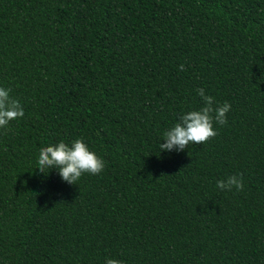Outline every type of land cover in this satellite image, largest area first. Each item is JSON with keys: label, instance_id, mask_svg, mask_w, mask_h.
<instances>
[{"label": "trees", "instance_id": "obj_1", "mask_svg": "<svg viewBox=\"0 0 264 264\" xmlns=\"http://www.w3.org/2000/svg\"><path fill=\"white\" fill-rule=\"evenodd\" d=\"M0 87V264H264V0H0ZM200 88L227 124L160 152ZM81 138L100 174L39 171Z\"/></svg>", "mask_w": 264, "mask_h": 264}, {"label": "clouds", "instance_id": "obj_2", "mask_svg": "<svg viewBox=\"0 0 264 264\" xmlns=\"http://www.w3.org/2000/svg\"><path fill=\"white\" fill-rule=\"evenodd\" d=\"M180 70H185L181 64ZM11 89L0 87V128H7L10 121L22 118L25 113L19 100L11 97ZM204 104L199 110L182 114L179 121L163 134L164 143L159 144V151H183L191 144H203L217 135L214 123L221 126L227 124V113L231 104L227 101L217 104L214 98L206 95L204 89H197ZM45 174L51 169L58 170L62 180L69 184L76 182L85 173L98 175L105 168V162L91 151L83 139H76L71 145L60 141L40 149L38 167ZM221 191H242L244 188L242 174L230 175L218 180L216 185ZM105 264H123V261L108 258Z\"/></svg>", "mask_w": 264, "mask_h": 264}]
</instances>
